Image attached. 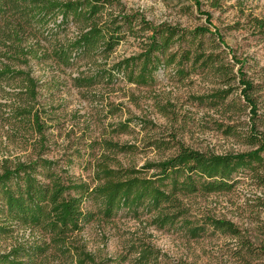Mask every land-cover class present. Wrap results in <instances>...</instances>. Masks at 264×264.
Wrapping results in <instances>:
<instances>
[{
	"label": "rangeland",
	"instance_id": "rangeland-1",
	"mask_svg": "<svg viewBox=\"0 0 264 264\" xmlns=\"http://www.w3.org/2000/svg\"><path fill=\"white\" fill-rule=\"evenodd\" d=\"M198 2L119 0L114 7L116 12L140 13L156 24L169 22L191 29L205 25L209 13L224 37L226 45L217 37H206L202 48L218 59L220 69L199 66L182 77L169 68L158 73L152 86L119 79L78 87L75 78L92 74L95 65L83 60L64 68L45 58L43 51L50 44L41 34H25L23 40L16 37L5 44L1 41L0 66L10 64L31 73L38 82V95L32 100L21 91V79L0 82V172L18 161L42 157L68 168L72 177L93 184L98 163L106 159L114 168H141L176 154L181 147L217 154L256 148V137L251 135L264 138V30L255 22H264V0ZM78 32L72 25L61 37L74 38ZM140 49V41L130 36L107 62L113 64ZM239 68L255 86L250 92L258 106L255 117L242 96ZM229 87L233 92L224 102L205 98ZM199 96L205 99H197ZM31 108L40 115L42 133L32 116L21 115ZM106 141L130 145L131 149H109ZM182 204L187 211L178 224L184 220L205 224L199 237H191L181 225L159 228L151 215L137 217L121 210L104 217L97 213L96 205L87 202L85 208L97 215L69 241L92 253L97 261L111 260L106 264H139L134 249L142 244L161 251L157 262L148 264H264V184L256 178L242 176L231 190L182 197ZM208 218L229 220L240 232L233 235L216 230L207 223ZM20 243L52 242L51 236L39 229L16 226L13 232L0 234V254ZM35 264L73 261L51 244Z\"/></svg>",
	"mask_w": 264,
	"mask_h": 264
},
{
	"label": "trees",
	"instance_id": "trees-1",
	"mask_svg": "<svg viewBox=\"0 0 264 264\" xmlns=\"http://www.w3.org/2000/svg\"><path fill=\"white\" fill-rule=\"evenodd\" d=\"M117 3L119 0H0V42L5 44L16 37L23 40L25 34H41L50 44L43 51L45 58L53 59L64 68H71L83 60L95 65L92 74H80L75 78L78 87H93L105 81L109 84L119 79L137 86H152L161 70L171 68L176 75L184 77L199 66L220 69L218 59L202 49L206 37H217L220 44L226 45L209 13H206L205 25L191 29L169 22L156 24L140 13H126L122 9L116 12ZM72 25L78 27V34L74 38L61 37ZM255 25L264 30L263 21L256 20ZM130 36L140 41V52L108 64L117 46ZM21 50L26 51L23 47ZM100 59L103 62H99ZM238 73L244 86L242 96L252 107L255 117L258 106L250 94L255 86L242 68ZM7 78L21 79V91L32 100L37 98L38 82L31 73L2 64L0 82ZM232 92L233 88L229 87L205 98L220 103ZM205 98L199 96L197 99ZM25 114L32 116L42 133L39 113L31 108L21 112ZM251 136L257 138L253 142L257 147L239 153H207L181 147L176 154L148 162L141 168H114L106 159L98 163L95 184L72 177L68 168H60L56 161L42 157L3 167L0 172V234L23 226L49 234L52 243H20L0 254V264H35L51 244L71 257L73 264L110 262L97 261L92 253L69 241L71 235L97 215L85 208L87 202L96 205L97 213L104 217L110 218L121 210L137 217L151 215L152 223L159 228L181 225L191 237H199L205 232V224L194 225L189 220L178 224L187 211L182 197L231 190L246 175L264 184V138L257 133ZM105 143L107 148L121 152L131 149L130 145ZM207 223L233 235L240 232L229 220L208 218ZM134 250L139 264L157 262L161 256V251L151 244H142ZM261 250L264 252V246Z\"/></svg>",
	"mask_w": 264,
	"mask_h": 264
}]
</instances>
